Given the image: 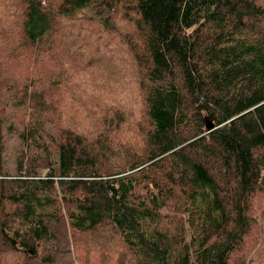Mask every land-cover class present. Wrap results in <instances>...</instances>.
I'll return each mask as SVG.
<instances>
[{"label":"trees","instance_id":"obj_1","mask_svg":"<svg viewBox=\"0 0 264 264\" xmlns=\"http://www.w3.org/2000/svg\"><path fill=\"white\" fill-rule=\"evenodd\" d=\"M4 109L0 264H264L261 0H0Z\"/></svg>","mask_w":264,"mask_h":264},{"label":"rangeland","instance_id":"obj_2","mask_svg":"<svg viewBox=\"0 0 264 264\" xmlns=\"http://www.w3.org/2000/svg\"><path fill=\"white\" fill-rule=\"evenodd\" d=\"M55 3H57L58 0H53ZM260 1V0H259ZM262 3H264V0H261ZM114 26L117 27V32L114 33L111 37H109L106 42L109 46L110 51L114 50L112 49L113 45L115 44L116 46L118 45L119 47H124L125 44V39L130 37L133 34V28L132 25H128L127 22H120L114 23ZM112 49V50H111ZM127 52V51H126ZM5 112H8L7 109L4 110H0V121H3L2 119L4 118ZM6 126L8 127V125L12 124L11 123V119L7 118L4 119ZM22 121V120H21ZM28 121V117L25 119V122ZM22 130V126L20 125L18 127V131L20 132ZM17 132L12 133V131L10 130H5L4 134H3V141H4V148H5V160H6V166H7V170H9L8 172H11L10 170L13 168V158L14 156H16V153L18 152V141H17ZM46 171H44L43 174H45ZM4 216L0 219V221H3ZM261 223H264L261 221ZM106 233V232H105ZM79 243H74L72 241V239H69V243L67 246V252L64 255L67 264H79L77 259H76V255L78 253V246ZM114 247V242L111 241L109 248L104 249V250H100L97 253H92L90 256V260L89 262H87V264H114V262L112 261V263L108 259H104L103 257H107L112 256L113 260L116 261V258H114L113 254H109L111 252V250ZM100 249V248H99ZM70 252V259L71 262L68 261V253ZM105 255V256H104Z\"/></svg>","mask_w":264,"mask_h":264},{"label":"water","instance_id":"obj_3","mask_svg":"<svg viewBox=\"0 0 264 264\" xmlns=\"http://www.w3.org/2000/svg\"><path fill=\"white\" fill-rule=\"evenodd\" d=\"M205 122H206V130L207 131H211V130L214 129V125H213V123H211L209 121V118L208 117H205Z\"/></svg>","mask_w":264,"mask_h":264}]
</instances>
